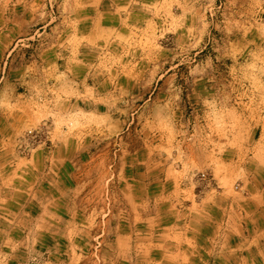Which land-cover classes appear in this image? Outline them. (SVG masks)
Returning a JSON list of instances; mask_svg holds the SVG:
<instances>
[{
    "label": "rangeland",
    "instance_id": "374dc122",
    "mask_svg": "<svg viewBox=\"0 0 264 264\" xmlns=\"http://www.w3.org/2000/svg\"><path fill=\"white\" fill-rule=\"evenodd\" d=\"M0 264H264V0H0Z\"/></svg>",
    "mask_w": 264,
    "mask_h": 264
}]
</instances>
